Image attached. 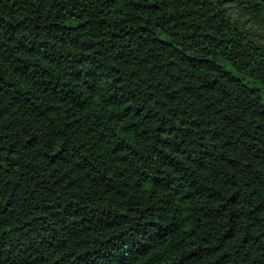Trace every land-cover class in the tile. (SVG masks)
Wrapping results in <instances>:
<instances>
[{"label":"trees","instance_id":"16d2710c","mask_svg":"<svg viewBox=\"0 0 264 264\" xmlns=\"http://www.w3.org/2000/svg\"><path fill=\"white\" fill-rule=\"evenodd\" d=\"M253 25L264 0H0V264H264Z\"/></svg>","mask_w":264,"mask_h":264},{"label":"rangeland","instance_id":"374dc122","mask_svg":"<svg viewBox=\"0 0 264 264\" xmlns=\"http://www.w3.org/2000/svg\"><path fill=\"white\" fill-rule=\"evenodd\" d=\"M248 26L249 23H246ZM251 33L253 34V38L260 42L261 44H264V28H260L258 26H251Z\"/></svg>","mask_w":264,"mask_h":264}]
</instances>
